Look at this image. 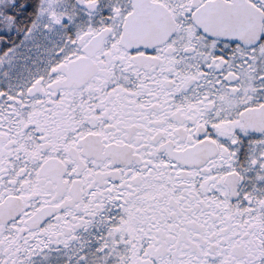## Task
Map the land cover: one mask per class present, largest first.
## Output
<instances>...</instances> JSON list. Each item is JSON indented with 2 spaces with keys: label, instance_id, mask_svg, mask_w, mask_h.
<instances>
[{
  "label": "snow or ice",
  "instance_id": "obj_1",
  "mask_svg": "<svg viewBox=\"0 0 264 264\" xmlns=\"http://www.w3.org/2000/svg\"><path fill=\"white\" fill-rule=\"evenodd\" d=\"M0 264H264V0H0Z\"/></svg>",
  "mask_w": 264,
  "mask_h": 264
}]
</instances>
